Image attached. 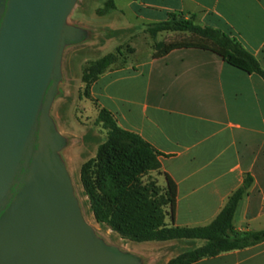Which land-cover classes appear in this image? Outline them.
<instances>
[{
  "label": "crops",
  "instance_id": "crops-1",
  "mask_svg": "<svg viewBox=\"0 0 264 264\" xmlns=\"http://www.w3.org/2000/svg\"><path fill=\"white\" fill-rule=\"evenodd\" d=\"M127 7L145 27L173 14L193 17L236 39L264 70V0H129ZM91 92L120 128L162 155L161 171L177 185L169 226L210 225L250 177L233 224L264 232L263 78L211 52L178 49L106 72ZM195 264H264V242Z\"/></svg>",
  "mask_w": 264,
  "mask_h": 264
},
{
  "label": "water",
  "instance_id": "water-1",
  "mask_svg": "<svg viewBox=\"0 0 264 264\" xmlns=\"http://www.w3.org/2000/svg\"><path fill=\"white\" fill-rule=\"evenodd\" d=\"M76 3L7 4L0 31V212L14 186L24 183L0 217V264H138L96 236L58 155L64 144L54 131V96L47 91L61 75L65 44L78 39L67 26Z\"/></svg>",
  "mask_w": 264,
  "mask_h": 264
},
{
  "label": "trees",
  "instance_id": "trees-1",
  "mask_svg": "<svg viewBox=\"0 0 264 264\" xmlns=\"http://www.w3.org/2000/svg\"><path fill=\"white\" fill-rule=\"evenodd\" d=\"M183 14H173L166 22L148 25V34L155 38L162 33H189L191 43H158L154 58L167 56L178 49H198L211 52L228 65L249 75L264 79L259 62L234 38L225 33L201 26L195 19H185ZM98 121L109 134L106 144L98 153V168L86 182L87 194L99 224L119 236L138 244L165 242H202L198 251L170 261L168 264H195L221 254L244 250L264 242V232L241 233L233 221L236 210L248 190L252 179L229 199L220 215L208 226L181 228L166 223L173 219L177 202V185L161 171L160 157L149 143L139 135L120 128L113 115L105 109L99 112ZM158 173L166 181L162 193L152 182L144 179Z\"/></svg>",
  "mask_w": 264,
  "mask_h": 264
},
{
  "label": "rangeland",
  "instance_id": "rangeland-1",
  "mask_svg": "<svg viewBox=\"0 0 264 264\" xmlns=\"http://www.w3.org/2000/svg\"><path fill=\"white\" fill-rule=\"evenodd\" d=\"M129 0H77L68 18L67 26L77 30V42L66 43L62 54L61 75L54 78L47 93L54 100L50 118L54 131L63 140L58 154L70 176L73 191L82 215L96 236L106 245L132 255L138 264H168L170 261L191 254L203 247L202 242H165L138 244L123 238L98 223L87 194L86 182L98 168V153L106 144L109 134L98 121L100 107L92 97L93 84L106 72L123 67L129 61L141 62L155 54L158 43H191L189 33H162L151 37L144 24L128 9ZM6 4V3H5ZM0 10V31L7 6ZM184 18L190 19L183 16ZM196 23V21H195ZM197 24V23H196ZM38 131L33 141V153L38 148ZM22 171L17 178L21 180ZM26 176V175H25ZM152 182L163 193L164 179L152 173L144 179ZM24 183V181H23ZM23 183L11 190L8 205L17 196ZM169 208L166 213L169 214Z\"/></svg>",
  "mask_w": 264,
  "mask_h": 264
},
{
  "label": "flooded vegetation",
  "instance_id": "flooded-vegetation-1",
  "mask_svg": "<svg viewBox=\"0 0 264 264\" xmlns=\"http://www.w3.org/2000/svg\"><path fill=\"white\" fill-rule=\"evenodd\" d=\"M8 1L9 0H0V10L2 11V9L1 8H4L5 6H7V4H8ZM6 3V4H5Z\"/></svg>",
  "mask_w": 264,
  "mask_h": 264
}]
</instances>
